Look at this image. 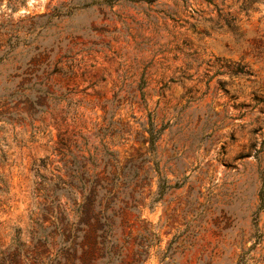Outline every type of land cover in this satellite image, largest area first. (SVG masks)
Segmentation results:
<instances>
[{"label":"rangeland","instance_id":"obj_1","mask_svg":"<svg viewBox=\"0 0 264 264\" xmlns=\"http://www.w3.org/2000/svg\"><path fill=\"white\" fill-rule=\"evenodd\" d=\"M4 52L0 264H264L263 0H0Z\"/></svg>","mask_w":264,"mask_h":264},{"label":"trees","instance_id":"obj_2","mask_svg":"<svg viewBox=\"0 0 264 264\" xmlns=\"http://www.w3.org/2000/svg\"><path fill=\"white\" fill-rule=\"evenodd\" d=\"M146 1L151 2V1H153V0H146ZM263 1H264V0H263ZM8 45H9V44H8ZM5 54H6V53L4 52L2 55H0V62L3 60ZM155 140H156V137H155V136L153 137V136L151 135V138L149 139L150 144L153 145V143L155 142Z\"/></svg>","mask_w":264,"mask_h":264}]
</instances>
